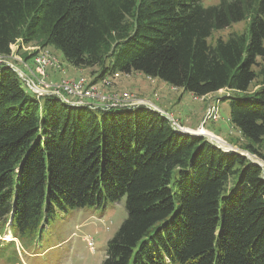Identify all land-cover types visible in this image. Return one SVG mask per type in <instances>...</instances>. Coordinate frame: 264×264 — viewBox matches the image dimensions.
<instances>
[{"label":"trees","instance_id":"trees-1","mask_svg":"<svg viewBox=\"0 0 264 264\" xmlns=\"http://www.w3.org/2000/svg\"><path fill=\"white\" fill-rule=\"evenodd\" d=\"M36 41L95 69L92 84L134 72L196 98L229 91V122L262 157L264 0H0V58ZM22 84L0 62V224L21 248L55 212L124 198L102 264H264V174L249 159L142 105H67Z\"/></svg>","mask_w":264,"mask_h":264},{"label":"rangeland","instance_id":"rangeland-1","mask_svg":"<svg viewBox=\"0 0 264 264\" xmlns=\"http://www.w3.org/2000/svg\"><path fill=\"white\" fill-rule=\"evenodd\" d=\"M218 1L203 0V5H214ZM246 23L247 21H242L232 24L225 30L215 31L208 42L213 43L218 38L226 39L232 33H241ZM41 50H47L54 61L49 63L47 68L41 69L46 78L49 70L55 73L57 79L62 78L60 81L87 82L93 78L91 72L95 69H75L66 62L59 50L51 46L42 47L37 41L21 49L17 45L12 46L9 64L29 77H32L30 72L38 77L35 59ZM0 62L6 63L7 60L0 58ZM260 70V67H256L255 71L259 76L252 83L250 91L260 85L262 80ZM100 83L103 88L110 90V95L131 94L136 99L144 101L148 105L145 107L170 120V125L174 122L182 129L193 130V133L189 131L181 134L202 137L214 144L218 142L223 147V151H232L256 162L264 174V142L258 150L262 157L244 149L249 142L230 124L229 104L222 99L223 96L230 94L229 91L222 90L216 94L196 98L179 88H172L163 81L134 72L129 75L118 74L117 77L113 75L104 78ZM22 88L27 92L24 84ZM212 109L216 112L215 118L211 116ZM200 128L205 129L218 140L212 141L213 139L206 135H195L194 132ZM124 203L123 198L118 203H107L101 208L68 213L55 212L44 223V230L37 241L39 245L29 249L21 248L16 241L14 247L9 246L14 240L13 236L7 226L3 229L0 224V264H10L11 257L17 260L18 264H102L106 258L107 242L116 234L126 218ZM89 242L93 244L92 247L89 246Z\"/></svg>","mask_w":264,"mask_h":264},{"label":"built area","instance_id":"built-area-1","mask_svg":"<svg viewBox=\"0 0 264 264\" xmlns=\"http://www.w3.org/2000/svg\"><path fill=\"white\" fill-rule=\"evenodd\" d=\"M51 58L52 57L47 50H41L38 53L35 59V70L39 76L35 77V73L30 72L35 80L32 79V77L27 76L23 71L14 68L11 64H9V61H7L5 64L17 73L20 80H22L27 88L37 97L55 96L67 105H87L90 109H95L97 107L109 109L117 107L133 108L140 105L148 106L144 101L136 99L134 96L128 93L115 95L102 94L96 84H92L90 81L85 82L84 80H80L76 82L60 81L58 83H49L46 81V75L44 74V71H41V69L43 70L44 68H47L49 63L54 62ZM117 76V73L114 74V77ZM211 116L213 118L216 116L214 109L211 111ZM171 127L174 131L179 133L186 134L189 132V130L187 131L186 129L180 128L174 122L171 123ZM88 244L92 247L91 242Z\"/></svg>","mask_w":264,"mask_h":264},{"label":"crops","instance_id":"crops-1","mask_svg":"<svg viewBox=\"0 0 264 264\" xmlns=\"http://www.w3.org/2000/svg\"><path fill=\"white\" fill-rule=\"evenodd\" d=\"M47 75H48V77L46 78V80L49 83H58L62 79L61 77H60L61 79H57L55 73H53L51 70H49L47 72ZM96 86L98 87L99 91L102 94H105V95H110L111 94L110 90H108L107 88H103L100 82L96 83Z\"/></svg>","mask_w":264,"mask_h":264},{"label":"bare ground","instance_id":"bare-ground-1","mask_svg":"<svg viewBox=\"0 0 264 264\" xmlns=\"http://www.w3.org/2000/svg\"><path fill=\"white\" fill-rule=\"evenodd\" d=\"M189 131H190L191 133L193 132V130H192V131L189 130ZM194 134H197V135H206V136L212 138V139H213L212 141H214V140L217 141V140H218L217 137L212 136V134H209L208 131L206 132V130L203 129V128L198 129V131H197V132H194ZM227 149H228V148H227Z\"/></svg>","mask_w":264,"mask_h":264},{"label":"water","instance_id":"water-1","mask_svg":"<svg viewBox=\"0 0 264 264\" xmlns=\"http://www.w3.org/2000/svg\"><path fill=\"white\" fill-rule=\"evenodd\" d=\"M195 135H197V134H195ZM212 144H214V143H212ZM216 147H218L219 149H221V150H223V147L221 146V145H219L218 144V142H217V144H214ZM225 150V149H224ZM226 151H231V150H226ZM232 152V151H231ZM251 161V160H250ZM252 163H254L256 166H259L256 162H253V161H251Z\"/></svg>","mask_w":264,"mask_h":264}]
</instances>
